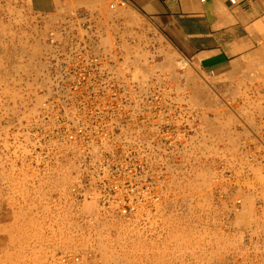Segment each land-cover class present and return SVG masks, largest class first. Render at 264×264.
<instances>
[{
    "label": "rangeland",
    "instance_id": "1",
    "mask_svg": "<svg viewBox=\"0 0 264 264\" xmlns=\"http://www.w3.org/2000/svg\"><path fill=\"white\" fill-rule=\"evenodd\" d=\"M59 6L0 0V194L11 213L0 264H264V53L209 73L127 0ZM89 110L168 119L150 206L121 215L75 200L86 151L66 135Z\"/></svg>",
    "mask_w": 264,
    "mask_h": 264
},
{
    "label": "built area",
    "instance_id": "2",
    "mask_svg": "<svg viewBox=\"0 0 264 264\" xmlns=\"http://www.w3.org/2000/svg\"><path fill=\"white\" fill-rule=\"evenodd\" d=\"M55 48L61 50L58 46ZM162 114L109 110L75 113L77 120L66 136L70 143L86 151L77 160L78 168L71 187L77 202L94 197L102 208L121 215L141 211L146 201L149 206L153 203L156 195L153 150L158 137L167 139L169 136L168 119ZM115 149L126 151L127 156L122 158L102 152ZM68 260L71 264H81L77 255Z\"/></svg>",
    "mask_w": 264,
    "mask_h": 264
},
{
    "label": "crops",
    "instance_id": "3",
    "mask_svg": "<svg viewBox=\"0 0 264 264\" xmlns=\"http://www.w3.org/2000/svg\"><path fill=\"white\" fill-rule=\"evenodd\" d=\"M39 13L57 12L62 0H30ZM150 19L171 46L197 69L223 73L249 68L264 53V0H127ZM9 204L0 194V247L6 246ZM7 234V235H6Z\"/></svg>",
    "mask_w": 264,
    "mask_h": 264
}]
</instances>
